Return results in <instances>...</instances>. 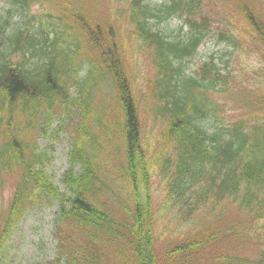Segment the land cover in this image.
<instances>
[{
	"label": "trees",
	"instance_id": "16d2710c",
	"mask_svg": "<svg viewBox=\"0 0 264 264\" xmlns=\"http://www.w3.org/2000/svg\"><path fill=\"white\" fill-rule=\"evenodd\" d=\"M56 1L9 0L0 17V195L5 177L19 175L0 216V262L22 218L52 204L55 258L35 264H264V79H241L252 50L264 68V0H108L123 6L108 15H125L126 32L110 24L103 31L64 0L57 13L32 12ZM80 37L95 57L86 77L79 76ZM210 37L223 50L190 71ZM140 62L153 77L149 105L132 91ZM67 83L79 86V96L83 85L68 110ZM102 83L107 121L91 101ZM234 86L253 115L224 121L214 95ZM59 105L70 116L55 114ZM72 116L60 191L28 139ZM224 204L245 218L215 226L210 220L223 217ZM156 233L180 239L158 250ZM249 244L260 246L254 257L241 255Z\"/></svg>",
	"mask_w": 264,
	"mask_h": 264
},
{
	"label": "rangeland",
	"instance_id": "374dc122",
	"mask_svg": "<svg viewBox=\"0 0 264 264\" xmlns=\"http://www.w3.org/2000/svg\"><path fill=\"white\" fill-rule=\"evenodd\" d=\"M67 1L69 2V0ZM153 1L160 2L161 0ZM74 3L76 6H78V8H80V6H82L83 8L93 6L94 8L89 9L90 14L99 16H102L101 11H103L107 7L104 0H74ZM4 4V0H0V7ZM116 8L123 10V7H121V5H117ZM51 10L54 11L53 8H51ZM108 23H111L110 26L115 25L116 28L122 32H125L127 30V23L125 18L123 17H117V19L109 18ZM202 46L203 47L200 49L198 54L190 62H188V66L191 71L195 69L196 64L199 65L198 61L202 58H205L207 55H209L210 52H212L211 54H213L223 50V44L213 39H207V41L203 43ZM81 49L83 51H86L88 49V44L86 42L81 43ZM252 52L254 53H250L248 57L244 56L242 59L243 62L246 61V66L242 69L241 79L256 82L259 79H264L259 75L260 73H262V71L264 73V68L262 66H259V64H257L255 60V54H257L256 50H252ZM215 59L217 60V58ZM222 59H225V56ZM140 65L142 68L141 77L135 82L137 86L142 89L144 80L150 79L152 75L146 65H142L141 62ZM233 65V69H235V75H238L242 66H237L238 59L236 57H233ZM100 85L101 86L98 87V99L106 103V85H104L103 83ZM243 97L244 93L237 86H234L233 90L225 95H215L216 101L220 103L221 109L223 110L221 112V117L224 119V121L231 122L253 115L252 108L250 106L247 107L243 105ZM69 98L76 99V97H74V89L72 88H69ZM248 98L250 99L249 96ZM142 104H150L149 96H146ZM103 106H106L107 109V105L103 104ZM64 111L65 109L63 107H59L55 109V114L63 115L62 117L64 118ZM73 113H75V111ZM74 121L75 118L73 116L69 119V123H66V126H64L65 122L53 121L50 124L49 129L45 128L47 129V132L39 131L34 133V130H32L30 132L31 136L28 139L32 142L33 147L36 148V151L40 154H43L42 158L44 159V162L46 160H49L50 164L47 167V171L52 175L54 182L59 185L60 188H62V185L60 184L61 175L68 166L67 154L69 148V131L65 129H67L70 124L74 123ZM149 123V117H145L142 128L146 133L151 132ZM158 143L160 144L161 140H159ZM101 168L102 170L106 171L108 170V165H104V167ZM18 177L19 175L17 173L5 177L7 181L6 187L3 189L0 195V216L7 208V204L11 199ZM104 179L107 181L109 186L114 185L112 189L115 190L118 185L116 180L111 179L110 181H108V177H106V175H104ZM154 182L155 184H157L158 180L156 179L154 180ZM158 186L163 188L162 183L158 184ZM107 199L108 206H115L116 199ZM222 207L224 209L223 217L210 220V222H212V224H214L215 226H225L238 221V218L242 217V220L245 218L244 213L242 215V213L236 212L235 206L224 204V206ZM55 213L56 206L52 204L43 206L39 209H33L28 212L22 218L19 228L11 236L9 243L5 247V253L2 254L3 257L0 264H35L38 262H44L46 260L53 259L55 257L54 247L56 243V240L54 239L52 234V232H54L53 221ZM158 236V250H161L166 243H169L170 241L175 242L180 239L179 235L160 236L159 233H156V238H158ZM186 236H188V234ZM259 247V245L249 244L244 248L241 255L246 257H254L257 254L256 249Z\"/></svg>",
	"mask_w": 264,
	"mask_h": 264
}]
</instances>
